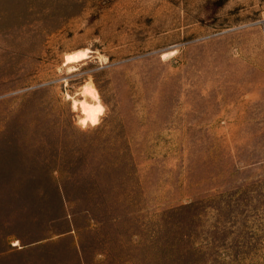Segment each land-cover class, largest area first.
<instances>
[{"label":"rangeland","instance_id":"rangeland-1","mask_svg":"<svg viewBox=\"0 0 264 264\" xmlns=\"http://www.w3.org/2000/svg\"><path fill=\"white\" fill-rule=\"evenodd\" d=\"M11 249L9 264H264V0H0Z\"/></svg>","mask_w":264,"mask_h":264},{"label":"bare ground","instance_id":"bare-ground-1","mask_svg":"<svg viewBox=\"0 0 264 264\" xmlns=\"http://www.w3.org/2000/svg\"><path fill=\"white\" fill-rule=\"evenodd\" d=\"M88 54H89L88 50H80V51L73 52L71 55V61L72 63H76V64L82 61H85L89 57ZM81 94L83 95V97H87V94L85 92L81 91ZM72 106H73V109L79 108L80 111L85 115H91L94 112L95 110L94 108L96 105L93 99L90 102H87L83 98L82 100H79V101L73 100Z\"/></svg>","mask_w":264,"mask_h":264},{"label":"crops","instance_id":"crops-1","mask_svg":"<svg viewBox=\"0 0 264 264\" xmlns=\"http://www.w3.org/2000/svg\"><path fill=\"white\" fill-rule=\"evenodd\" d=\"M13 244H14V242L12 243V248L15 249L17 246H13ZM18 248H20V247L18 246ZM27 248H29V247L20 248L21 249L20 251H23V250H25ZM13 252H14V250H12V249L9 250V251L0 252V264H9L10 261H11L9 258H11L12 256H14V255H12ZM20 262H22V261H20Z\"/></svg>","mask_w":264,"mask_h":264}]
</instances>
